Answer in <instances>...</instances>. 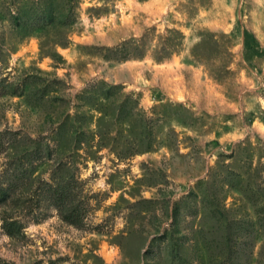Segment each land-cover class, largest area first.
<instances>
[{"label":"rangeland","instance_id":"1","mask_svg":"<svg viewBox=\"0 0 264 264\" xmlns=\"http://www.w3.org/2000/svg\"><path fill=\"white\" fill-rule=\"evenodd\" d=\"M2 186L0 264H264V0H0Z\"/></svg>","mask_w":264,"mask_h":264},{"label":"trees","instance_id":"2","mask_svg":"<svg viewBox=\"0 0 264 264\" xmlns=\"http://www.w3.org/2000/svg\"><path fill=\"white\" fill-rule=\"evenodd\" d=\"M246 36H253L254 34L247 33ZM48 191L51 194L52 203L61 210L62 214H64V218L73 224H77L80 220L79 210L74 207L71 195L66 193V191L58 185L52 184L49 186ZM65 194V195H64ZM10 198V194L8 190H6L3 186L0 187V199L8 200ZM4 228L9 234H15V231L18 228L17 223L15 221H4Z\"/></svg>","mask_w":264,"mask_h":264}]
</instances>
